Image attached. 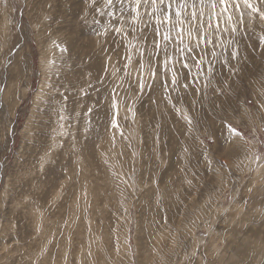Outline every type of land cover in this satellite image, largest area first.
Returning a JSON list of instances; mask_svg holds the SVG:
<instances>
[{"label":"rangeland","instance_id":"obj_1","mask_svg":"<svg viewBox=\"0 0 264 264\" xmlns=\"http://www.w3.org/2000/svg\"><path fill=\"white\" fill-rule=\"evenodd\" d=\"M151 7L0 3V264H264V19L214 17L173 85Z\"/></svg>","mask_w":264,"mask_h":264},{"label":"snow or ice","instance_id":"obj_2","mask_svg":"<svg viewBox=\"0 0 264 264\" xmlns=\"http://www.w3.org/2000/svg\"><path fill=\"white\" fill-rule=\"evenodd\" d=\"M5 7H7V0H0ZM104 7H109L113 4V0H103ZM121 5V11L124 10V0H119ZM243 6L246 8H250L252 12H259L260 18L264 19V12H261L254 4L250 2V0H242ZM151 12L156 14V32L158 35L162 36V42L164 43L163 49H161V41L153 40L154 51L151 53L152 56H159L160 52L163 51V67L165 73L171 71L172 74V84L175 85L177 83V76L179 70L175 68V64L179 63L182 69H187L189 74L192 72V68L195 67L197 69V75L200 72L205 71L204 61L201 58V53H205V47H202V42L205 45L211 44L213 48L216 45L210 38H206V36H210L211 30L213 29V20L216 18V35L219 36L221 32L231 31L235 33L237 31L236 24L242 22L243 13H239L240 20L236 21V24L232 23V13L229 11V7L231 6L233 9H239L241 6V0H192L191 2V11L188 10L187 0H181V3L177 4L175 8V18L172 17V2L171 0H151ZM167 7V13H164L163 6ZM141 6V0H135V8L132 11L137 12V16L139 15V8ZM147 3H145V7L147 8ZM210 8L212 10L218 9V11L210 12L207 16H205V8ZM182 12H187V15H184L182 18ZM136 17H133L135 19ZM164 21H170L172 27L166 28L162 33L159 30V26ZM221 20L225 23V27L221 28L220 23ZM187 24L188 27L185 29L183 26ZM179 25V29L177 30V35L175 40H178L179 43L176 44V51L178 56L172 57V64H169V56L168 49L173 41L171 36V32L176 29V26ZM119 33L120 29H116ZM187 34L189 39H195V43L192 45H185L183 37ZM261 43L264 44V39L261 40ZM131 46V45H130ZM199 48V52H195V49ZM140 52L141 57H143V48L137 49ZM194 55H191L193 54ZM216 52H212V56L214 57ZM232 57L235 58L238 55V50L233 51L231 53ZM192 60V65L190 66L189 60ZM125 60L127 62H131L130 56H125ZM227 63V61H225ZM143 67V64L140 65ZM208 72L212 71L211 61L208 62V66L206 68ZM150 74L152 77H155V71L151 70ZM187 87L188 85H184ZM140 87L143 89L144 84L143 81L140 82ZM115 106V105H114ZM189 124H191V120L189 119ZM113 126L116 127L118 125L113 122ZM226 129L229 137H240L243 138V134L239 132L237 129L233 128L231 125H226ZM259 159V157H257Z\"/></svg>","mask_w":264,"mask_h":264},{"label":"bare ground","instance_id":"obj_3","mask_svg":"<svg viewBox=\"0 0 264 264\" xmlns=\"http://www.w3.org/2000/svg\"><path fill=\"white\" fill-rule=\"evenodd\" d=\"M226 147H227V146H226ZM228 150H229V149H228ZM235 150H236V149H235ZM179 151H180V150H179ZM230 151H231V150H230ZM236 151H237V150H236ZM174 155H175V154H174ZM81 171H82V170H81ZM82 172H83V171H82ZM215 195H216V194H215ZM198 202H199V201H198ZM121 245H122V244H121ZM121 245H120V246H121ZM124 245H125V244H124ZM151 245H152V244H151ZM156 250H157V249H156ZM19 251H20V249H19ZM121 254H122V253H121ZM209 255H210V254H209ZM29 256H30V255H29ZM212 257H213V256H212ZM10 259H11V258H10ZM29 261H30V260H29ZM232 261H233V260H232ZM145 262H146V261H145ZM148 262H149V261H148ZM148 262H147V263H148ZM150 262H151V261H150ZM156 263H157V262H156ZM169 264H170V263H169Z\"/></svg>","mask_w":264,"mask_h":264}]
</instances>
